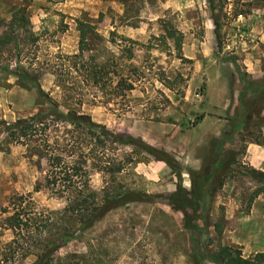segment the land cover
<instances>
[{
    "label": "rangeland",
    "instance_id": "1",
    "mask_svg": "<svg viewBox=\"0 0 264 264\" xmlns=\"http://www.w3.org/2000/svg\"><path fill=\"white\" fill-rule=\"evenodd\" d=\"M20 7L26 8L36 40H27V32L19 34L13 51L0 64V120L13 122L50 107L35 88L20 84L14 73L21 65L42 73L44 90L63 112L75 109L87 114L108 131L139 138L172 161L130 144L105 141L99 145L98 154L87 160L90 185L99 199L132 191L141 200L113 208L84 232L76 224L68 234L72 237L45 229L43 238L64 243L55 254L57 261L222 264L218 253L226 245L252 257L255 253L246 252L234 236L244 237L245 215L255 200L251 197L264 182L256 178L252 172L256 168L247 157L251 142L263 146L264 152V110L251 113L244 104L264 100V0H215L213 4L210 0H0V23L5 24ZM79 21L94 26L93 49L83 57L88 60L95 55L119 73L128 71L131 64L138 66L140 80L135 89L108 102L95 89L84 91L82 98L62 93L49 61L58 53L79 52ZM167 21L184 34V58L176 56L171 42L168 48L162 44L148 50L139 47L134 59L122 58L123 37L158 44ZM168 80L174 89L166 86ZM55 130L63 135L73 128L61 124ZM0 143V206L23 196L49 217L48 228L53 231L71 222L63 219L67 199L46 185L47 160L32 147L11 143L3 131ZM224 157L232 162L233 171L214 181L212 200L208 185L201 196L190 171L207 167L219 171L222 162L213 161ZM178 186L193 201L202 198L195 215L194 206L184 208L190 222L174 206ZM2 225L0 220V239L6 244L14 233ZM34 260L28 255L9 264Z\"/></svg>",
    "mask_w": 264,
    "mask_h": 264
},
{
    "label": "trees",
    "instance_id": "2",
    "mask_svg": "<svg viewBox=\"0 0 264 264\" xmlns=\"http://www.w3.org/2000/svg\"><path fill=\"white\" fill-rule=\"evenodd\" d=\"M210 1L212 4L215 2V0ZM215 24L216 35L219 38L217 21ZM78 30L80 31L79 52L74 54L58 53L53 60L49 61L55 76V84L62 90V93L66 97L69 93H77L82 98L84 91L95 89L96 92L102 94L105 102H108L135 89L140 80L138 66L131 64L127 69L128 71L124 70L119 73L117 69L110 70L109 62L97 61L95 55L86 60L83 57L84 53L93 49L90 43V35L94 31V26L79 21ZM163 30V33L157 37L158 44H144L123 37L122 44H119L122 58L134 59L139 47L148 50L160 47L162 44L168 48L169 42L172 43L171 47L176 50V56L184 58L182 53L184 34L170 21L165 23ZM23 32L29 34L24 35L27 40H36L31 31V21L26 8L20 7L13 11L5 24L0 23V64L6 61L5 55L13 51V47L18 43L19 34L23 35ZM16 61V64L20 62L19 59ZM14 74L22 86L35 88L40 100H44L50 107L30 117L18 118L13 122L0 120V132L3 131L11 143L32 147L35 154L47 160L46 185L67 199L68 204L63 219H69L71 222L65 221L64 225L53 231L52 228H48L49 221L47 219L49 217L46 219L43 212L39 211L31 200L23 196L14 197L9 205L0 206L2 227L11 229L14 233L13 239L6 244L2 243L0 239V264H9L18 257L23 258L28 255L35 257L32 264H61L57 261L55 254L64 243L57 244V240L51 237L43 238L46 231L63 233L66 234L65 236L72 237L73 235L68 234L72 233L76 224L79 226L78 231L84 232L113 208L141 200L140 196L132 191L115 195L107 194L104 199H99L98 193L91 188V173L87 165L90 155L98 154L97 147L99 145L103 146L105 141L130 144L138 146L170 164L172 161L159 155L157 149L146 145L139 138L133 136L125 138L120 134L108 131L106 127L93 122L87 114H80L75 109H69L67 113L60 110V104L51 97L49 92L44 90L41 72L17 65ZM166 86L170 89L175 88L174 83L170 80L166 81ZM242 100L244 101L243 98ZM244 104L251 113H261L264 110V100L262 99ZM61 124L71 126L72 132L59 135L55 128ZM90 145L92 146L90 151H86ZM217 161L222 162L221 167H218L219 171L212 172L208 167L199 171H190L193 186L200 188L198 192L201 196L204 187L210 186L208 189L210 200L213 199L216 192V188H211L214 181H220L227 173L233 171L232 162L227 157L221 161L215 158L213 163L215 164ZM109 164L107 165L112 168L111 161ZM118 169L120 167L116 170L118 171ZM252 172L260 182L264 180V172H258L256 169H252ZM262 184L252 195L251 201L259 194L264 193V182ZM183 190L182 186H178L173 194L174 206L176 209L182 210L186 220L188 219L187 221L190 222V215L184 208L194 206L195 215L201 207L202 198L199 201H193L189 192L182 195ZM181 195L184 197V201H181L179 197ZM186 224L189 225V223ZM217 226L222 231V225L217 224ZM218 256L222 264H264V252H257L252 257L247 258L243 256L240 249L231 245L221 247Z\"/></svg>",
    "mask_w": 264,
    "mask_h": 264
},
{
    "label": "crops",
    "instance_id": "3",
    "mask_svg": "<svg viewBox=\"0 0 264 264\" xmlns=\"http://www.w3.org/2000/svg\"><path fill=\"white\" fill-rule=\"evenodd\" d=\"M263 146L250 143L248 148V159L251 166L264 171ZM244 237L239 234L234 236L235 242L243 245L248 253L264 252V193L259 194L248 214L245 215Z\"/></svg>",
    "mask_w": 264,
    "mask_h": 264
}]
</instances>
